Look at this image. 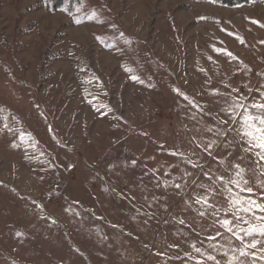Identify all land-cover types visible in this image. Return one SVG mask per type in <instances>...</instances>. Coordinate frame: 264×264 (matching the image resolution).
Listing matches in <instances>:
<instances>
[{
  "label": "rangeland",
  "instance_id": "rangeland-1",
  "mask_svg": "<svg viewBox=\"0 0 264 264\" xmlns=\"http://www.w3.org/2000/svg\"><path fill=\"white\" fill-rule=\"evenodd\" d=\"M261 25L264 0H0V264H214L193 243L239 257L194 200L205 173L228 180L234 164L264 194L238 125L219 123L233 97L264 92Z\"/></svg>",
  "mask_w": 264,
  "mask_h": 264
},
{
  "label": "snow or ice",
  "instance_id": "snow-or-ice-1",
  "mask_svg": "<svg viewBox=\"0 0 264 264\" xmlns=\"http://www.w3.org/2000/svg\"><path fill=\"white\" fill-rule=\"evenodd\" d=\"M251 22L259 24V21ZM261 27H264V25H261ZM241 43H243V40H241ZM213 50L217 52V54H224L235 59L232 53L228 52L226 49L213 48ZM131 78L133 80L137 79L135 76ZM233 91L238 90L233 89ZM249 91L251 92V89H249ZM212 94L219 95L218 92H213ZM184 98L188 99L186 96ZM246 99V97H242L238 100L233 97L229 106L221 109L228 119L221 120L219 123L227 124L230 120L232 125H238L235 131L239 135V142L244 145L242 151L246 154L250 153L256 158L255 162L259 168V174L264 176V165L261 164V162H264V92H260L259 99L245 102ZM0 111H2V109H0ZM5 127H7V125H5ZM231 130L232 128L230 127L229 131ZM208 131H212V129H208ZM216 134L223 135L220 131H217ZM20 138L23 140L24 136L21 135ZM214 146L218 145L215 140H212L204 147L203 151L212 156V148ZM225 147H228V145H225ZM171 154L182 155L176 152ZM243 158L242 156L240 157V159ZM218 162L223 163L222 160ZM232 167L234 168V174L228 180H225L223 176H217L214 180L212 174L205 173L206 178L212 181L213 185H215L216 180L220 181L223 190L228 193L225 197V199L228 200V208L223 210V218L217 215L221 212V209L210 202L211 197L215 194L213 185H199V187L205 189V193L203 195L197 194L194 202L200 205V209H197L200 216H205L208 210L211 209V214L217 216L216 223H218L225 232L241 242V247L238 249L232 248L231 251L233 253L238 251L239 257H250L253 264H255L256 260L264 261V256H257L255 252H249L247 250L257 249L258 245L264 244V194H261V196L257 198L254 188L249 186V180L246 178V170L239 164H234ZM256 183L257 187L264 188V181L257 180ZM229 185H231V187ZM174 186L180 188L179 184ZM188 206L190 207L191 204H188ZM178 223L184 224L185 221L181 219ZM244 225L248 227H244ZM221 234L222 233H218L217 235ZM208 239L215 240L216 236H211ZM209 246L214 247L213 245ZM191 247L201 257H205L206 260L213 261L214 264H220V261L217 260L214 255L206 253L201 248L196 247L195 243H193ZM259 250L264 251V248ZM223 255L228 256V252H224ZM239 257L233 255L229 258L228 264H237ZM196 264H204V262L202 260H197ZM239 264H245V262L239 261Z\"/></svg>",
  "mask_w": 264,
  "mask_h": 264
},
{
  "label": "trees",
  "instance_id": "trees-1",
  "mask_svg": "<svg viewBox=\"0 0 264 264\" xmlns=\"http://www.w3.org/2000/svg\"><path fill=\"white\" fill-rule=\"evenodd\" d=\"M216 3L227 5L230 7L247 5L256 0H212ZM81 0H47L48 6L53 9V11H58L61 9H69L72 10L80 4ZM0 109H2L0 107ZM5 116L3 110L0 111V134L4 130L5 125Z\"/></svg>",
  "mask_w": 264,
  "mask_h": 264
}]
</instances>
